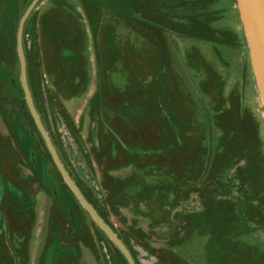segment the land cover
<instances>
[{
    "label": "rangeland",
    "instance_id": "rangeland-1",
    "mask_svg": "<svg viewBox=\"0 0 264 264\" xmlns=\"http://www.w3.org/2000/svg\"><path fill=\"white\" fill-rule=\"evenodd\" d=\"M34 1L0 0V264H126L31 112ZM22 44L65 167L137 264H264V104L237 0H38Z\"/></svg>",
    "mask_w": 264,
    "mask_h": 264
},
{
    "label": "water",
    "instance_id": "water-1",
    "mask_svg": "<svg viewBox=\"0 0 264 264\" xmlns=\"http://www.w3.org/2000/svg\"><path fill=\"white\" fill-rule=\"evenodd\" d=\"M37 1L38 0H35L32 3V5L29 7L26 14L24 15L20 23V30L18 34L19 51L22 64L23 85L31 112L55 160V163L61 171L67 184L74 191L80 202L89 211V213L93 216L96 222L103 228V230L121 249L129 263L137 264L127 245L117 235L114 229L105 221V219L100 215V213L92 205V203L86 198L80 187L76 184V182L68 172L36 108L28 83L27 66L23 52L22 35L25 20ZM237 6L240 12L245 36L249 46L250 58L253 65L258 89L262 98V102L264 104V0H237Z\"/></svg>",
    "mask_w": 264,
    "mask_h": 264
},
{
    "label": "trees",
    "instance_id": "trees-1",
    "mask_svg": "<svg viewBox=\"0 0 264 264\" xmlns=\"http://www.w3.org/2000/svg\"><path fill=\"white\" fill-rule=\"evenodd\" d=\"M235 106V105H234ZM238 106L239 105H236V109H239L240 110V106H239V108H238ZM244 113L247 115V114H249L250 112L248 111V110H245L244 111ZM250 115H251V117L253 118V116H252V114L250 113ZM253 121L255 122L254 124H253V126L255 127V130H258L257 128H258V126H257V123H256V121H255V119L253 118ZM257 127V128H256ZM41 132V131H40ZM42 134V133H41ZM43 136V135H42ZM44 138V137H43ZM45 140V139H44ZM253 150L254 149H252L251 151H250V159H252V161H257L258 160V167L259 168H261V169H264V163H262L261 161H260V157H258L259 155H257V152H255V153H253ZM259 162H261V163H259ZM83 193H84V191H82ZM84 195L87 197V195L84 193ZM88 198V200L91 202V203H93L94 204V206H95V208L97 209V211L101 214V216H103V218L105 219V220H107L106 218H105V216L101 213V211L98 209V207L95 205V203L89 198V197H87ZM118 249H119V251H120V254H121V257H123V259H124V261L126 262V264H129V261L127 260V258H126V256L124 255V253L121 251V249L118 247Z\"/></svg>",
    "mask_w": 264,
    "mask_h": 264
}]
</instances>
